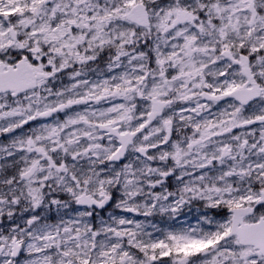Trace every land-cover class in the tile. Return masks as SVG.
Segmentation results:
<instances>
[{
    "label": "snow or ice",
    "instance_id": "obj_1",
    "mask_svg": "<svg viewBox=\"0 0 264 264\" xmlns=\"http://www.w3.org/2000/svg\"><path fill=\"white\" fill-rule=\"evenodd\" d=\"M0 264H264V0H0Z\"/></svg>",
    "mask_w": 264,
    "mask_h": 264
}]
</instances>
